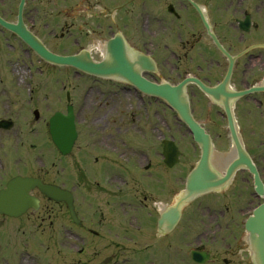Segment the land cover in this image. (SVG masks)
<instances>
[{
	"label": "flooded vegetation",
	"instance_id": "1",
	"mask_svg": "<svg viewBox=\"0 0 264 264\" xmlns=\"http://www.w3.org/2000/svg\"><path fill=\"white\" fill-rule=\"evenodd\" d=\"M18 3L0 0V16L16 21ZM22 20L49 50L115 71L69 69L78 84L65 91L64 112L71 107L77 136L60 185L72 193L75 227L125 262L144 252L146 264H254L247 222L264 203V0H25ZM128 68L183 84L197 138L167 100L125 78ZM198 168L214 185L160 228Z\"/></svg>",
	"mask_w": 264,
	"mask_h": 264
},
{
	"label": "rangeland",
	"instance_id": "2",
	"mask_svg": "<svg viewBox=\"0 0 264 264\" xmlns=\"http://www.w3.org/2000/svg\"><path fill=\"white\" fill-rule=\"evenodd\" d=\"M10 52L9 46L0 45V92L10 85L14 86L13 93L6 92L0 95V118H15L18 127L15 126L8 133L5 130H0V166L3 159L12 160L20 157L25 162V165L23 164L24 173L39 175L47 181L56 179V182H65V175L61 173V176L58 174L55 177L54 167L50 166L52 154H54L51 151L52 146L46 139H36V134L43 131L34 129L29 131L28 128L31 126L36 128L37 123H42L43 118L48 117L50 110L56 104L51 101L55 100L56 96L52 93L56 92L54 89L56 86L51 88L50 85H58V83H54L55 79L58 76L67 75L69 72L38 62L34 58H32L33 65L39 64L43 69L39 66L32 69L29 67L31 62L28 53L22 52L16 60L14 57H17L16 50L12 51L13 53ZM35 84L37 89L34 88L31 101H35V96L38 95L37 108H39L40 119L37 121L32 114L33 105L27 101V94ZM46 95L50 97V100L45 98ZM13 108L16 110L18 108L16 114L12 113ZM14 129H20L23 132L21 134V137L23 135L25 138L23 146L14 143L15 136L10 135ZM32 143L34 146H31ZM61 166L64 167L63 162ZM3 175L0 171V184L5 179H1ZM33 193L40 197L38 209H30L19 218L0 215V264H108L117 258L111 256L112 250L103 249L102 242L97 236L92 237L89 248H86L82 255H66L64 254L66 251H63L62 247V252L59 251L56 247L59 238V231L56 230V227H61V223H68L64 207L53 203L37 190H34ZM65 237L60 245L64 247L66 244V249L76 250L81 244L78 238ZM109 256L110 258H108ZM135 257L136 260L140 258L139 260L142 262L144 252L135 254Z\"/></svg>",
	"mask_w": 264,
	"mask_h": 264
},
{
	"label": "water",
	"instance_id": "3",
	"mask_svg": "<svg viewBox=\"0 0 264 264\" xmlns=\"http://www.w3.org/2000/svg\"><path fill=\"white\" fill-rule=\"evenodd\" d=\"M0 23L17 32L30 46L34 48L38 54L46 60L62 64H75L81 68V65L76 64L73 57H60L53 55L40 47L34 39L22 29L17 28L13 24L6 23L2 19H0ZM165 90V87L159 89L161 92ZM58 122H60V120H58ZM65 122L68 124V128L58 131V134L56 135V143L62 152L68 150L74 137L73 127L70 120L68 122V119H66ZM1 125L7 126L5 123H2ZM34 186L38 187L40 191L48 197L65 200H68L69 198L68 194L64 190L56 186L42 184L38 179L34 178L15 177L8 181L4 188L0 189V213L9 216H18L25 212V210L30 206L36 208L38 206V200L29 194V190ZM253 230L258 233L260 238V240L255 239L252 241L255 258L259 264H264V221L256 223Z\"/></svg>",
	"mask_w": 264,
	"mask_h": 264
}]
</instances>
